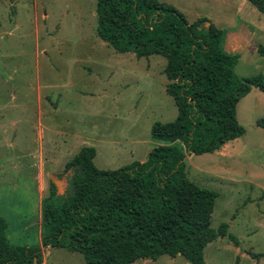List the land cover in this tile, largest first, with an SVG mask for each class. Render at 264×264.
<instances>
[{
	"label": "rangeland",
	"instance_id": "obj_1",
	"mask_svg": "<svg viewBox=\"0 0 264 264\" xmlns=\"http://www.w3.org/2000/svg\"><path fill=\"white\" fill-rule=\"evenodd\" d=\"M159 2L188 22L206 18L223 34L251 27L254 39L237 55L234 74L264 80V14L246 0ZM244 4L252 13L244 14ZM95 8L96 0H0V126L14 136L11 148L0 142V218L9 243L40 248L41 264H87L80 253L41 245V201L50 184L58 195L66 192L72 171L65 164L83 146L95 148L98 169L144 162L162 144L151 138L152 125L177 115L165 91V58L114 51L97 36ZM236 118L245 130L240 138L184 160L187 178L217 194L211 228L225 224L235 241L225 236L208 244L205 264H264L249 255H264V129L256 126L264 118V93L252 88ZM40 125L43 175L35 182L25 157L39 150ZM134 264L190 263L161 256Z\"/></svg>",
	"mask_w": 264,
	"mask_h": 264
},
{
	"label": "trees",
	"instance_id": "obj_2",
	"mask_svg": "<svg viewBox=\"0 0 264 264\" xmlns=\"http://www.w3.org/2000/svg\"><path fill=\"white\" fill-rule=\"evenodd\" d=\"M246 1L264 14V0ZM95 12L97 36L117 53L165 58V91L177 115L152 125L151 138L163 144L144 162L102 170L94 165L95 148L82 147L65 164L72 171L66 192L57 195L50 184L41 201V245L80 253L87 264L161 256L205 264L208 244L225 236L235 241L225 224L211 228L217 194L187 178L184 160L240 138L245 130L237 122V104L252 88L264 93V80L236 77L237 55L221 50L223 32L206 18L189 23L159 0H96ZM256 126L264 129V118ZM6 231L0 218V264L42 263L40 248L11 245Z\"/></svg>",
	"mask_w": 264,
	"mask_h": 264
},
{
	"label": "crops",
	"instance_id": "obj_3",
	"mask_svg": "<svg viewBox=\"0 0 264 264\" xmlns=\"http://www.w3.org/2000/svg\"><path fill=\"white\" fill-rule=\"evenodd\" d=\"M243 6L247 7L249 9V12H244V14L250 13V12L252 13L251 7H249L248 5H245V4ZM247 8H245V9H247ZM253 14H255V12ZM189 23H192V22H189ZM204 26L207 27L208 23H205ZM253 39H254V35H253L252 28L251 27L249 28L248 26L247 27L242 26V29L238 32L228 31L226 34H223V38H222V42H221V50L228 55H238L243 50H245L246 48L251 46ZM37 100L38 101L42 100V97L40 95H38ZM0 135H1L0 142H4V144H6L5 148H11L14 146V144H13L14 136L10 135V131L6 130L5 126H0ZM38 137L40 139L39 150L36 152H33L31 154H28L27 157L22 156L25 158H29V161L31 163V168L34 170L35 182H38V180H40L42 178V175H43L42 172L40 170H38V165H37L38 163L42 162L40 157L44 155L43 150H42L43 149L42 148L43 130L41 128V125L38 128ZM83 147H85V146H83ZM89 147H91V146H89ZM5 157H8V156L5 155ZM56 193L58 195L57 189H56ZM38 225H39V229H40V221L38 222ZM47 248L48 247H46V249ZM42 249H44V248H42ZM43 264H44V261H43Z\"/></svg>",
	"mask_w": 264,
	"mask_h": 264
}]
</instances>
